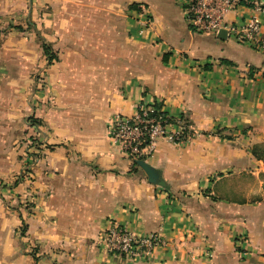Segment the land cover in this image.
<instances>
[{"label":"crops","instance_id":"0c3cea01","mask_svg":"<svg viewBox=\"0 0 264 264\" xmlns=\"http://www.w3.org/2000/svg\"><path fill=\"white\" fill-rule=\"evenodd\" d=\"M63 5L51 44L41 38L55 54L41 87L28 69L43 49L31 60L23 44H0V264H264V55L193 32L175 0ZM251 18L264 35L252 4L226 21ZM142 99L192 133L144 159L157 184L108 137ZM111 219L166 246L146 262L109 255Z\"/></svg>","mask_w":264,"mask_h":264},{"label":"built area","instance_id":"2783aa9c","mask_svg":"<svg viewBox=\"0 0 264 264\" xmlns=\"http://www.w3.org/2000/svg\"><path fill=\"white\" fill-rule=\"evenodd\" d=\"M186 26L195 33L216 36L225 30L227 36L247 45L264 55V35H260V21L249 19L243 26H234L226 21L231 10L239 5L252 4L264 12L262 0H175ZM141 9V8H140ZM143 34L148 20L144 9L136 14ZM190 130L180 118H171L152 100L142 99L130 116L115 115L108 123V137L118 147L124 158L134 163L144 160L154 151L156 142L164 140L171 144L187 143ZM26 172V171H24ZM30 180V175H26ZM106 253L129 262H146L154 252L166 246L157 233L137 235L116 220H109L101 237Z\"/></svg>","mask_w":264,"mask_h":264},{"label":"rangeland","instance_id":"374dc122","mask_svg":"<svg viewBox=\"0 0 264 264\" xmlns=\"http://www.w3.org/2000/svg\"><path fill=\"white\" fill-rule=\"evenodd\" d=\"M0 3H5L0 11L4 10L9 16L6 21L8 24H3L6 25L3 29L4 32L0 33V44H23L28 57L33 60V57L36 56L38 59L35 50L41 51L43 44L41 38L51 44V39L54 37L51 16L64 6L63 3H66V0H0ZM28 22L31 26L28 25ZM50 54L52 55V52ZM53 55L55 54L53 53ZM42 59L44 60L42 66L39 67L37 64L35 70L28 69V76L31 75L33 82L39 87L46 76L45 69L50 65L47 64L48 56L46 54H42ZM28 141L33 142V140Z\"/></svg>","mask_w":264,"mask_h":264},{"label":"water","instance_id":"95a60500","mask_svg":"<svg viewBox=\"0 0 264 264\" xmlns=\"http://www.w3.org/2000/svg\"><path fill=\"white\" fill-rule=\"evenodd\" d=\"M216 37L223 40L228 36L225 30H220ZM135 164L144 172L149 183L157 184L159 182V174L150 164L144 160H135Z\"/></svg>","mask_w":264,"mask_h":264},{"label":"trees","instance_id":"16d2710c","mask_svg":"<svg viewBox=\"0 0 264 264\" xmlns=\"http://www.w3.org/2000/svg\"><path fill=\"white\" fill-rule=\"evenodd\" d=\"M130 9H133V10H136L135 9V5H131L130 6ZM42 49H43V52L44 54H46L48 56V59H47V64H51L53 60H55V57H53L50 52H49V48L46 44H42Z\"/></svg>","mask_w":264,"mask_h":264}]
</instances>
